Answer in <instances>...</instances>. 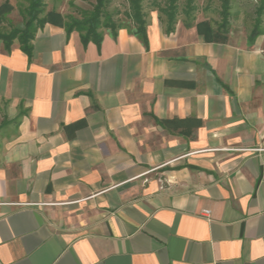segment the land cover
<instances>
[{
  "label": "crops",
  "instance_id": "crops-1",
  "mask_svg": "<svg viewBox=\"0 0 264 264\" xmlns=\"http://www.w3.org/2000/svg\"><path fill=\"white\" fill-rule=\"evenodd\" d=\"M152 1L147 46L123 12L84 45L54 6L28 56L0 0V264H264V8L250 44L245 8L167 33Z\"/></svg>",
  "mask_w": 264,
  "mask_h": 264
},
{
  "label": "trees",
  "instance_id": "trees-1",
  "mask_svg": "<svg viewBox=\"0 0 264 264\" xmlns=\"http://www.w3.org/2000/svg\"><path fill=\"white\" fill-rule=\"evenodd\" d=\"M47 0H30V8L27 12L28 20L25 23L23 30H14L10 34L2 36L6 49L9 50L13 41L19 39L21 43L22 50L28 55L32 54L31 42L35 37V25L46 23L53 18H60L59 15L55 12L49 13L45 18L40 19L41 14L44 12L45 2ZM114 0H96L93 10L89 14H85L82 18L68 17V22L66 23L67 32L71 33L74 30H77L81 34V40L84 45H87L89 42H95L98 47L102 43V35L100 30L103 27L114 26V19L111 14L107 12V8L112 4ZM129 3V12L127 13V18L133 24V28H128L131 33L137 36L146 46L148 45L147 37V23H146V14L144 12V2L145 0H127ZM224 4L222 15L223 23L220 28V32H228V11H227V0ZM196 0H186V9L191 10ZM166 8L162 11L168 15L171 27L168 29V32L174 30L173 26L176 23L177 19V10L179 0H166ZM160 7L158 0H153L151 6ZM261 15V14H260ZM61 19V18H60ZM260 20L256 22L255 28L251 33L249 38V43L253 44L255 39L261 34ZM117 29V28H110Z\"/></svg>",
  "mask_w": 264,
  "mask_h": 264
},
{
  "label": "rangeland",
  "instance_id": "rangeland-1",
  "mask_svg": "<svg viewBox=\"0 0 264 264\" xmlns=\"http://www.w3.org/2000/svg\"><path fill=\"white\" fill-rule=\"evenodd\" d=\"M30 0H17V5L19 7V13H20V16L22 17V22H21V18H19L17 20V23L18 25L20 26L21 23L23 25V27L25 26V23L26 21L28 20V15H27V12L30 8ZM48 0L45 2V7H44V12L41 14V16H44L45 12L51 8V7H54L55 8L57 6L61 7V8H64L65 9V12H67V14H71V15H67L69 17H76V18H82L85 14H89L92 12L93 10V6L95 5L96 1L94 3H91L89 2V0H54V2L50 3V5L47 4ZM198 0H196L195 4L193 5V8L191 10H187L186 9V0H179V4H178V10H177V19H178V16L182 13H185V14H190L192 13L193 11L196 10V8L198 6H196ZM207 3H209L210 7L213 8V7H217L220 11V17H221V23H223V18H222V15L224 14L223 12V8L225 7L224 4L226 3L225 0H206ZM199 3V2H198ZM227 11H228V25L227 27L229 26V21L231 19V10H233V6H239V7H242V8H245L247 14H250V15H257V18L255 19L256 22H258L260 20V23L263 24V21L261 19V15L262 12H263V8H264V0H227ZM159 8L160 9H165L167 4H166V0L165 1H162L160 2L159 4ZM200 7V5H199ZM124 10V11H123ZM107 12L109 14H111L113 16V18L117 17L115 16L117 14V12H123V13H128L129 12V3L128 1L125 3V4H120V6L118 7H115V5L112 4L107 8ZM164 13V12H163ZM223 13V14H222ZM75 14V16H74ZM164 15L166 16V31L167 33H170L168 32L169 28L171 27V24H170V21H169V18H168V15L164 13ZM40 16V19H42ZM121 19V18H119ZM177 19H176V23H177ZM255 22V24H256ZM176 23L173 26L174 30H175V25ZM262 25H260L261 27ZM24 28H13L12 31L14 30H23ZM252 28H246V30H250ZM262 28H259V30H261ZM173 30V31H174ZM229 30V28L227 29ZM254 30V28H253ZM252 30V31H253ZM11 31V32H12ZM6 32H9L8 30ZM10 32V33H11ZM100 32V31H99ZM8 33V34H10ZM228 33V32H227ZM7 34V35H8Z\"/></svg>",
  "mask_w": 264,
  "mask_h": 264
},
{
  "label": "built area",
  "instance_id": "built-area-1",
  "mask_svg": "<svg viewBox=\"0 0 264 264\" xmlns=\"http://www.w3.org/2000/svg\"><path fill=\"white\" fill-rule=\"evenodd\" d=\"M205 215H207V214H205Z\"/></svg>",
  "mask_w": 264,
  "mask_h": 264
}]
</instances>
